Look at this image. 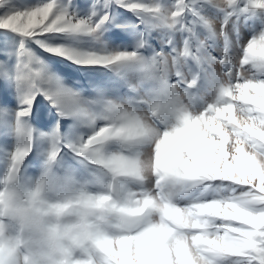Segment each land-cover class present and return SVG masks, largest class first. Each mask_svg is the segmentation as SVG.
<instances>
[{
	"label": "snow or ice",
	"instance_id": "obj_1",
	"mask_svg": "<svg viewBox=\"0 0 264 264\" xmlns=\"http://www.w3.org/2000/svg\"><path fill=\"white\" fill-rule=\"evenodd\" d=\"M117 2L128 11L157 16L170 26L178 24L188 10L186 0H177L175 9L167 14L157 5L131 0ZM9 5L10 0H0V9L8 8L0 15V31L34 39L37 44H41L40 37L51 33H94L109 19L106 15L101 23L96 24L79 19L58 11L57 0L23 10ZM261 5L264 0H257L252 7L241 11L257 10ZM260 32L242 47L258 42ZM42 46L50 55L68 59L82 69L144 63L135 51L97 55ZM250 54L255 59V53L250 50ZM220 60L225 62L230 86L219 87L217 99L201 111L199 119L184 117L173 131L166 132L157 149L158 159L154 153L156 174L160 180L155 191L161 193L160 200L164 204L157 209L163 218L162 228L127 225L120 235L106 241L101 264H264V61L257 64L261 71L245 78L244 69L229 64L227 55ZM160 63V58L153 60L150 65H145V69L150 74H158L161 72ZM25 68L18 83L31 90L33 81L43 75L33 72L27 65ZM55 98L62 107L81 111L80 101L75 96L56 94ZM66 100L70 104L66 105ZM33 103L35 96L28 95L17 112L16 134L22 142L11 153L9 167L23 166L31 152L32 130L23 125V120L31 117ZM107 107L118 108L119 104L109 103ZM108 128L112 125L106 122L103 128L71 150L102 166L101 161L91 159L90 153L120 140L119 133L104 130ZM60 150L53 138L49 158L59 154ZM111 167L114 175L139 179L138 156H124L119 163L112 162ZM170 181L189 187H181V191L175 193L164 192ZM217 182L231 186V193L204 198L202 192L200 196L187 198L192 190L203 188L206 192ZM129 195L144 211L155 207V202L142 189Z\"/></svg>",
	"mask_w": 264,
	"mask_h": 264
},
{
	"label": "rangeland",
	"instance_id": "obj_2",
	"mask_svg": "<svg viewBox=\"0 0 264 264\" xmlns=\"http://www.w3.org/2000/svg\"><path fill=\"white\" fill-rule=\"evenodd\" d=\"M48 2L10 0L9 7L14 5L23 10ZM131 2L157 5L165 14L173 11L177 4V0ZM186 5L188 10L179 23L170 26L157 16L128 11L117 0H57L58 11L79 19L90 20L93 24L101 23L106 15L109 19L94 33H51L39 38L41 44L19 34L0 31V178L7 172L11 153L22 142L16 134L17 112L28 95L35 96V103L32 104L31 117L23 120V125L32 130L33 137L31 152L21 169L25 180L38 176L47 166L53 138L61 149L54 171L79 181L90 179L96 172L95 167L72 151V147L106 124L100 116L109 103L141 106L145 100L155 99L159 84L146 71L145 65L161 56L179 58L186 43L193 52L199 50V59H180L169 71L170 82L184 87L185 81H197L190 90L192 106L197 111L214 103L220 87L214 62L225 55L232 59L240 53L244 43L264 29V11L244 13L241 0L224 34L218 36L209 31L201 18L222 22L223 13L219 9L208 0H186ZM7 10L0 9V15ZM216 31H219V24ZM42 45L97 55L135 51L144 63L82 69L68 59L50 55ZM26 65L43 75L33 81L31 90L18 83ZM56 94L75 96L80 101L81 111L62 107L56 101ZM65 104L70 101L66 100ZM65 116L67 118H63ZM104 150L110 153L122 149L118 143L112 142ZM231 191V186L217 182L206 192L203 188L192 190L187 198L200 196L202 192L204 198L227 196Z\"/></svg>",
	"mask_w": 264,
	"mask_h": 264
},
{
	"label": "clouds",
	"instance_id": "obj_3",
	"mask_svg": "<svg viewBox=\"0 0 264 264\" xmlns=\"http://www.w3.org/2000/svg\"><path fill=\"white\" fill-rule=\"evenodd\" d=\"M223 13L222 22L203 20L209 31L222 36L229 17L241 5V0H208ZM257 0H243V8H250ZM183 7V3H181ZM241 8V9H243ZM257 10L264 11V5ZM219 24V31L217 25ZM203 44V42H201ZM255 53V59L250 54ZM199 59V50L193 52L186 43L179 58L160 57V73H153L159 91L157 97L145 100L141 106L119 105L107 107L100 119L112 125L104 129L119 133L121 151L90 153L95 174L79 181L54 171L56 156L49 158L41 173L25 180L22 165L8 167L0 178V264H101L103 247L107 240L120 235L127 225L162 228L163 218L157 209L164 206L160 192L155 191L157 177L154 153L166 132H171L187 116L199 119L201 111L192 106L190 90L197 81L171 83L169 71L180 59ZM233 67L242 68L243 76L250 78L261 71L257 64L264 61V30L259 41L242 47L240 53L229 59ZM220 86H230L223 60L215 61ZM179 75V74H177ZM162 77V79L160 78ZM103 128V126L101 127ZM124 156H138L139 179L127 175H114L111 163L122 161ZM170 163V162H169ZM177 182L170 181L163 191H181ZM143 190L155 202L148 211L138 208L130 192ZM163 246V245H162Z\"/></svg>",
	"mask_w": 264,
	"mask_h": 264
}]
</instances>
